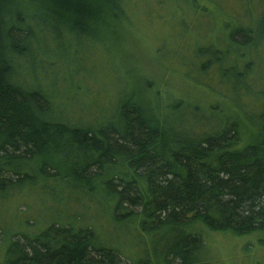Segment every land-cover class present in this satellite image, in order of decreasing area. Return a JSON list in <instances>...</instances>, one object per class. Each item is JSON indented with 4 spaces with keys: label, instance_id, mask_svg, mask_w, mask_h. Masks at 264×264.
<instances>
[{
    "label": "trees",
    "instance_id": "1",
    "mask_svg": "<svg viewBox=\"0 0 264 264\" xmlns=\"http://www.w3.org/2000/svg\"><path fill=\"white\" fill-rule=\"evenodd\" d=\"M185 2L194 20L184 29L219 4ZM131 3L0 0V193L37 176L60 178L107 201L111 218L129 219L145 245L167 228L164 248L139 256L103 240L92 224L53 221L39 232H13L3 264H216L205 230H264V85L257 88L264 77L254 76L249 57L264 42V0H241L242 17L218 15L221 38L195 51L199 76L186 77L223 104L184 94L168 101L165 86L147 77L123 87L108 114L76 118L58 104L57 82L40 80V71L46 76L66 59L73 38L95 44L114 35ZM215 70L221 83L234 81L256 100L228 99L209 80Z\"/></svg>",
    "mask_w": 264,
    "mask_h": 264
},
{
    "label": "rangeland",
    "instance_id": "2",
    "mask_svg": "<svg viewBox=\"0 0 264 264\" xmlns=\"http://www.w3.org/2000/svg\"><path fill=\"white\" fill-rule=\"evenodd\" d=\"M133 1L129 9L124 10L125 22L116 28L114 35L107 38L103 34L102 41L95 44L88 38L80 43V39L73 38L70 55L66 54L60 66L46 76L40 71L44 84L57 82L58 104L76 118L97 119L102 111L108 114L117 106L123 87L128 90L135 85L133 82L147 77L154 79L159 87L165 86L168 101L172 99L170 94H184L191 98L190 101L197 100L207 106L225 103L221 96L186 74L191 72L194 78L199 76L196 49L221 38L224 23L218 15L234 17L238 13L242 17L241 0H217L220 5H211L210 11L189 23L187 29L190 31L186 34L183 33L187 30L185 23L194 17L187 10L185 0ZM48 41L51 46L55 43L51 38ZM249 55L256 58L254 76L264 77V42ZM234 58L232 55L230 61ZM75 69L80 73L76 74ZM211 74L209 80L233 102L251 104L256 100L250 93H238L234 81L221 83L217 70ZM203 77L201 75V79ZM263 85L258 84L257 88ZM260 99L264 101L263 97ZM75 187L60 178L46 180L37 176L11 188L9 196L0 193V264L4 262L13 232H39L53 221L92 224L103 240L112 239L117 248L136 252L139 256H144L146 248L150 253L164 248V240L169 237L167 228L146 236L145 245L129 219H112L111 205L107 201L103 202L100 196L91 199ZM205 231L203 239L216 264H264V230L242 234L229 230ZM16 237L22 239L20 234Z\"/></svg>",
    "mask_w": 264,
    "mask_h": 264
}]
</instances>
